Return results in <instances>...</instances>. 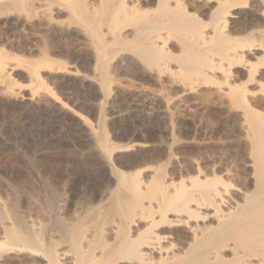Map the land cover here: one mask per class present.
Masks as SVG:
<instances>
[{
    "label": "bare ground",
    "instance_id": "bare-ground-1",
    "mask_svg": "<svg viewBox=\"0 0 264 264\" xmlns=\"http://www.w3.org/2000/svg\"><path fill=\"white\" fill-rule=\"evenodd\" d=\"M247 7L257 25L236 28L231 19ZM6 19L21 30L13 43L0 34V94L20 93L14 73L21 72L28 100L64 104L43 74L78 73L87 64L102 97L98 128L82 118L90 137L75 146L101 168L71 180L67 200L47 184L24 208L0 199V264H264V115L257 110L264 104V0H0ZM116 73L168 77L185 95L216 87L239 111L244 169L211 155L172 154L155 166L118 169L119 154L146 142L117 144L106 131L103 109ZM78 86L62 83L65 99L92 101L82 92L87 86ZM185 126L180 134L188 139Z\"/></svg>",
    "mask_w": 264,
    "mask_h": 264
},
{
    "label": "rangeland",
    "instance_id": "rangeland-1",
    "mask_svg": "<svg viewBox=\"0 0 264 264\" xmlns=\"http://www.w3.org/2000/svg\"><path fill=\"white\" fill-rule=\"evenodd\" d=\"M241 11L243 14L240 19H231L236 22V28L238 25L241 26V23L242 25L245 22L252 25L256 23L251 21L255 9L247 7ZM247 16L250 17L248 20ZM12 21H0V34L2 40H5L4 42H8V40L12 42L16 32L21 30L16 25L14 26L15 23ZM237 21L242 22L238 23ZM243 21L245 22L243 23ZM70 32L72 36L76 34L73 29H70ZM7 38L9 39L7 40ZM86 65H80L78 73L43 74L44 78H48L53 91L56 94L60 93L57 95L64 104L56 103L49 98L48 100L45 98L35 99V101L28 100V91L26 88L23 90V87H26L24 84L26 85L28 81L21 72L14 73L17 83L23 85L22 90L19 91L21 94L17 92L19 94L14 97L0 94V199H2V203L11 205L12 202L24 208L27 206L26 201L36 200L38 194H41L40 191H43L41 188L47 185H53L55 191L61 195V199L67 200L72 195L71 180L98 173L101 167L97 160L89 159L86 157L87 154L81 153V149L79 150L77 147L90 137V132L83 125L82 118L88 119L90 124L93 123L92 126L95 129L98 128L96 106L102 100L98 88L93 82H90L93 80V73H89V68ZM156 77L154 74L147 73L114 74L113 83L112 81L110 83V91L112 90L109 91L110 99L105 101L103 109L106 115L105 127L108 130L105 129L117 144L125 145L127 141L128 143L135 141V143L143 144L146 142L144 144L146 146L142 145L143 148H135V150L119 154L115 158L116 167L123 169L124 165L135 166V164L137 167L144 164L153 166L165 162L168 155L172 154L174 159L178 160H186L192 156L206 158L211 155V158L221 159L225 164H235L234 166L238 170L244 169L243 164L246 159L240 144L243 143L245 129L241 123L239 111L229 108L227 99L222 96V92L211 86L199 88L194 93L185 95L180 84L171 83L168 77ZM261 77H264V74ZM71 82L79 85L78 88L81 91L82 86H87V89L85 88L86 90L82 92L85 97L88 94L87 99H91L93 102L89 100L91 103L89 101L86 103L83 98L84 101L76 100L73 103V101L65 99L61 85L62 83L71 84ZM83 102L84 104H80ZM137 102L141 104L136 105ZM261 102L264 103V101ZM89 103L90 105H88ZM262 107L257 110L264 115V107ZM235 113L237 114L235 115ZM79 115H83L81 119H79ZM31 122L33 123L31 124ZM182 125H186L187 127H185L188 129L191 128L188 139L183 138L180 134ZM83 138L84 140H82ZM57 140H62V142L60 141L62 147H59ZM70 140L71 142H69ZM66 141L68 142L66 143ZM236 142L238 143L236 144ZM88 172L89 174H87ZM79 188H84V184H79ZM81 197L83 198V196Z\"/></svg>",
    "mask_w": 264,
    "mask_h": 264
}]
</instances>
